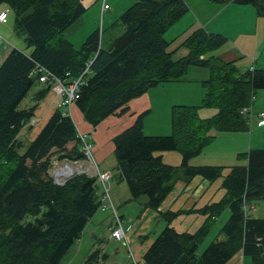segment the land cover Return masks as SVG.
<instances>
[{
    "label": "trees",
    "instance_id": "1",
    "mask_svg": "<svg viewBox=\"0 0 264 264\" xmlns=\"http://www.w3.org/2000/svg\"><path fill=\"white\" fill-rule=\"evenodd\" d=\"M82 1L0 0L14 13L13 31L22 34L32 48L26 53L10 47L0 57V264H60L100 208L103 190H99L97 175L76 174L64 184L54 183L49 175L52 158L80 159L83 155L69 110L56 107L36 129L31 124L36 105L19 108L35 83H40L37 66L64 79L66 72L72 77L80 75L90 59L74 102L93 127L111 114L126 112L128 102L150 88L180 80L191 65L209 70V77L201 81L205 93L200 104L173 106L171 134H145L144 118L150 113L146 109L112 138L119 179L126 183L131 199L145 196L143 208L155 211L165 222L140 260L145 264H225L241 250L253 264H264V218L248 212V204L252 208L264 199V149L248 150L246 163L233 165L224 175L223 166L190 165L191 158L214 138L211 131L248 129L251 112H242V108H251L255 90L264 88V69L241 72L233 61L213 54L206 57L225 38L203 26L175 49H168L165 33L188 11L185 0H134L118 16L121 31L108 47L102 46L97 29L75 49L64 31L85 12ZM213 1L250 4L258 16L264 15V0ZM182 46L186 54L174 58L175 50ZM48 90L47 85L35 98ZM200 107L216 108V112L202 118ZM22 131L31 134L27 143L20 136ZM172 150L181 154L178 166L156 154ZM180 169L183 173L177 175ZM180 176L187 182L200 177L210 184L221 178L224 194L217 200H198L187 209L160 211ZM226 209L228 219L199 252ZM190 214L201 215V224L193 232L177 230L174 219ZM100 258L105 259L106 254L97 248L88 254L85 264Z\"/></svg>",
    "mask_w": 264,
    "mask_h": 264
},
{
    "label": "rangeland",
    "instance_id": "2",
    "mask_svg": "<svg viewBox=\"0 0 264 264\" xmlns=\"http://www.w3.org/2000/svg\"><path fill=\"white\" fill-rule=\"evenodd\" d=\"M134 0H118L112 3V0L106 1L111 4V9L104 12L101 16L100 8H98L99 1L90 3L85 12L64 31V37L72 43L75 49H79L84 43L88 35L99 29L101 33V43L103 47H108L111 38L119 33V24L116 20L119 8L126 9ZM189 9L184 13L174 24H172L166 34V39L169 40L168 49L175 48L177 44L181 43L186 36L189 35L196 28L204 25L205 18H216L220 20L222 17H217L222 13L223 18L230 17V21L226 27L222 26L223 32H215L221 34L225 38V42L218 48L225 47V44L230 41L229 36H232L237 44L242 48L243 54L240 55L242 61L235 63L237 68L243 72L250 69L255 60L258 69H264V15L258 16L254 10V6L247 4L253 12L250 17L242 16L241 22H234L236 19L234 14L228 13L223 6L217 5L213 0H185ZM126 2V3H125ZM109 4V5H110ZM117 4V5H116ZM124 6V7H123ZM104 17V19H102ZM14 13L9 10L7 22H0V32L5 33L6 37L2 36L10 45L28 53L32 48L28 47L24 36L13 31ZM215 21V20H214ZM242 25V22H244ZM230 34V35H228ZM217 48V49H218ZM3 49V44L0 50ZM216 49V50H217ZM215 50V51H216ZM4 54V49L2 50ZM215 51L206 53V57L215 56ZM186 54L185 47H179L174 52V58L178 59ZM209 77V70L204 67L189 66L186 73L180 80L161 83L157 87H152L140 96L131 99L128 102V110L122 114H111L101 120L96 127H93L88 122L75 105L72 103L70 115L76 125L78 135L83 137L81 150L82 157L80 159L69 158H52L50 169H53L55 163L63 160L82 162L78 168L84 170L83 174L87 176L99 175L98 172H111V177L108 186V198L112 200L116 210L122 215L123 227L126 237L131 245V249L137 259L141 258L142 253L148 246L152 237H155L162 230L161 224L164 226L165 222L160 219L158 214L152 210L143 208V203L146 201L145 196H141L137 200H132L128 187L123 180L119 179L116 160L113 154V136L119 131L129 126L134 121L135 116L143 110L149 109L151 112L144 118V133L148 135H169L172 133V110L175 105H199L204 96L205 90L201 85V81ZM46 85V84H45ZM44 85L35 83L29 94L20 103L19 108H27L36 105V109L46 98V95L40 99H36V93L43 89ZM187 92L189 95H186ZM53 94V95H52ZM51 96L53 102L58 101V96L52 92ZM54 96V97H53ZM47 100V99H46ZM252 116L249 119L248 129L243 132H215L211 131L214 136L212 141L204 147L202 152L195 155L190 160V165H219L223 166L222 175L230 171L233 165H240L246 163L244 153L250 149H264V120H262L258 113L264 111V88L255 90L254 98L252 99ZM56 108V105H55ZM47 110L44 114H37L31 119L35 128L37 129L44 124L47 118ZM216 112V108L200 107L198 110L199 116L202 118L209 117ZM22 139L27 143L30 139V132L22 133ZM85 144L89 145V152L86 151ZM98 151L101 159L97 161ZM161 154L164 162L178 166L181 161V154L177 150L156 152ZM89 161V165L85 162ZM91 164L94 166L91 167ZM99 171L96 170V166ZM78 173V174H80ZM183 173L178 170L177 175ZM77 174V175H78ZM99 178V177H98ZM206 181V180H204ZM99 182V183H98ZM221 178L212 182H200L199 188L206 190L201 194L198 200L201 203L206 200H217L224 194V189L220 186ZM100 192L102 191V182L97 181ZM108 198L102 202L108 201ZM197 200V201H198ZM248 204V212L253 217L264 218V199L257 200L254 206L250 208ZM101 210V211H100ZM102 209L96 212L94 218L107 216V213L112 216L113 210ZM216 225L212 227V231L204 239L199 246L198 251L201 252L204 247L215 237L216 229L223 224L229 216V210H225ZM202 217L197 214L191 216L182 215L174 219V226L177 230L193 232L200 223L198 218ZM32 219L27 217V220ZM90 220V219H89ZM145 225V228H143ZM163 228V227H162ZM214 232V233H213ZM138 234L148 235L147 238L138 237ZM100 248L101 254L105 253L106 258H100L96 263L95 260L87 264H129L127 247L121 242L110 237V230L108 233L105 219H98L97 221H88L85 230L80 237L74 242L69 252L63 257L60 264H85L88 259V254L91 251ZM243 264H253L249 256H244Z\"/></svg>",
    "mask_w": 264,
    "mask_h": 264
},
{
    "label": "crops",
    "instance_id": "3",
    "mask_svg": "<svg viewBox=\"0 0 264 264\" xmlns=\"http://www.w3.org/2000/svg\"><path fill=\"white\" fill-rule=\"evenodd\" d=\"M93 1H99V5H98V8H100V11H101V16L104 14V12H106L107 10H110L111 9V4L109 5V8L106 9V10H102V0H83V5L85 8H87V6L92 3ZM108 1V0H106ZM118 0H112V3L114 2H117ZM126 3V2H125ZM217 5L219 6H223L225 8V10H228V13H231V14H234L236 16V19L233 20L234 22H238L240 23L241 20L240 18L242 16H248L250 17L251 14L253 15V12L249 7V5H239V4H235L233 2H228V3H224V4H220V3H216ZM117 5V4H116ZM7 6L6 5H3V4H0V11L5 9ZM124 7V6H123ZM9 9V8H8ZM125 9H123L122 7L119 8L117 10L118 14L116 16V20L118 18V16L124 11ZM255 10V9H254ZM9 13V11H8ZM255 13V12H254ZM223 14L222 13H219L217 17H222L220 20H216V18H213L214 16H212L211 18H205V27L211 31L212 33H215V32H224V30H222V26L223 27H226V25H228L229 21H230V17L229 16H226L223 18L222 16ZM7 18H8V14H7ZM104 19V17L102 18ZM215 20V21H214ZM7 22V20H6ZM245 21L242 22V25H244ZM204 27V25H202ZM2 31V30H0ZM121 31V27H119V32ZM167 32V31H166ZM166 34V33H165ZM0 35L6 37L5 33L3 32H0ZM230 35V34H228ZM114 39V36L111 38V41L110 43L113 41ZM229 39L230 41H228L226 44H225V47L223 48H218L216 51H215V56L223 61H226V62H229V61H235L237 64L239 62L242 61L241 59V56L243 54V51H242V48L237 44V42L234 40V38L232 36H229ZM178 45V44H177ZM176 45V47H177ZM10 47H13L12 45H9V42L7 45H4L3 43V49L4 52H8L9 48ZM175 47V48H176ZM175 48H172L171 50L175 49ZM29 52V51H28ZM3 51L1 50V53H0V57L2 55ZM253 68H257L256 67V64H255V60L253 62V65H252ZM258 69V68H257ZM42 84V83H41ZM44 85V88H47V85L43 84ZM160 85V84H158ZM157 85V86H158ZM156 86V87H157ZM43 88V89H44ZM42 90V89H41ZM40 91V90H39ZM52 91L48 90L44 95H46V98L44 99V101L41 102L40 104V107L38 109H36V115L37 114H44V112L47 110L48 108V111H47V115L49 116L50 113L55 109V102H53V99H52ZM53 95V94H52ZM186 95H189V93L187 92ZM54 97V96H53ZM47 99V100H46ZM151 112V111H150ZM47 116V117H48ZM47 119V118H46ZM133 122V121H132ZM26 131H22L20 133V136H22V133H24ZM33 133V132H32ZM31 135V134H30ZM96 154H97V161L101 159V156L99 155L98 151H95ZM94 166L93 164H91V167ZM96 166V165H95ZM93 168V167H92ZM99 168V167H98ZM96 166V170L99 171ZM200 182H205L207 183L208 181H204V179L200 178V177H194L192 178L190 181H186L185 178H182L181 176L177 178L175 184H174V187L173 189L171 190V192H169V194L166 196V198L163 200V202L161 203V205L159 206V210L160 211H165L167 210L168 208H190L191 206L194 205L195 202H197V200L199 199V197L201 196V194L207 189L205 190H201L199 188V185H200ZM207 191V190H206ZM101 211V210H100ZM226 213L225 211L222 213V215ZM96 214V213H95ZM95 214L90 218L91 221H97L98 219H105V223H106V227H107V230H108V233H109V225L112 221V216H110L109 213H107V216L104 214V217H98V218H94ZM192 214L188 215V216H191ZM221 215V216H222ZM201 216V215H200ZM220 216V217H221ZM220 217L218 218L217 222L219 221ZM229 217V216H228ZM228 219V218H227ZM226 219V220H227ZM89 220V221H90ZM198 223L201 224L202 220H203V217H199L198 219ZM224 220V222L226 221ZM174 222V221H173ZM217 222L215 223V225L217 224ZM223 222V223H224ZM88 224V223H87ZM199 224V225H200ZM165 225V224H164ZM223 225V224H222ZM220 225L218 227V229H216L215 233L217 235V232L218 230L220 229V227L222 226ZM87 226V225H86ZM164 227L162 224H161V228ZM86 228V227H85ZM145 228V225L144 227ZM85 230V229H84ZM83 230V231H84ZM212 231V230H211ZM214 233V232H213ZM215 235V236H216ZM141 234H138V237H140ZM208 236V235H207ZM156 237V236H155ZM155 237H152V239L150 240H153ZM215 238V237H214ZM213 238V239H214ZM212 239V240H213ZM207 246V245H206ZM205 246V247H206ZM204 247V248H205ZM244 255L242 253L241 250H239L238 252H236L225 264H243L244 262Z\"/></svg>",
    "mask_w": 264,
    "mask_h": 264
},
{
    "label": "built area",
    "instance_id": "4",
    "mask_svg": "<svg viewBox=\"0 0 264 264\" xmlns=\"http://www.w3.org/2000/svg\"><path fill=\"white\" fill-rule=\"evenodd\" d=\"M102 10H106L109 8L108 3H106V0H102ZM8 7L0 11V22L5 23L7 20V14H8ZM4 43V45H7L8 42L0 35V46ZM10 45V44H9ZM1 53V50H0ZM93 59H90L88 63H86V67L84 70L80 73V75L72 77L68 72H66V78L61 79L54 74L47 71L42 66H37V72H39V81L42 84H46L49 86V89L58 96V101L56 102V107H62L65 111L70 112L71 109V103L74 98L79 97V91H78V85L83 84L85 82V73L88 72L89 66L91 64ZM251 67L250 69H252ZM247 110H250V119L252 114V110L249 107H243L242 112H246ZM258 116L264 120V111H261L258 113ZM33 124V122H32ZM80 139L83 141V137L81 134L79 135ZM86 151L89 152V145L85 144ZM99 179L102 182V190L103 195L100 198L101 204L100 208L102 209H111L113 210L112 213V223L109 225L110 230V237L121 241L128 250V257H129V264H145V262L141 261L140 259H137L134 255L133 250L131 249V245L126 237L125 230L123 227V220L119 217L117 210L112 202L111 199L108 198V186H109V180L111 177V172H107L106 174L104 172H98ZM108 198V201L102 202V200H105ZM110 210V211H111Z\"/></svg>",
    "mask_w": 264,
    "mask_h": 264
},
{
    "label": "water",
    "instance_id": "5",
    "mask_svg": "<svg viewBox=\"0 0 264 264\" xmlns=\"http://www.w3.org/2000/svg\"><path fill=\"white\" fill-rule=\"evenodd\" d=\"M84 161L77 160V161H71V160H63L58 161L55 163V166L53 169H49V175L53 178V182L57 184H64L67 180H69L74 175L83 172L82 170L78 169V166ZM85 162L88 164V160H85ZM261 249L262 246H260Z\"/></svg>",
    "mask_w": 264,
    "mask_h": 264
},
{
    "label": "bare ground",
    "instance_id": "6",
    "mask_svg": "<svg viewBox=\"0 0 264 264\" xmlns=\"http://www.w3.org/2000/svg\"><path fill=\"white\" fill-rule=\"evenodd\" d=\"M80 85H82V84H79V85H78V91H79V89H80ZM76 99H78V97H77V98H74L73 101H72V103H73ZM72 103H71V107H72ZM70 111H71V109H70ZM69 113H70V112H69ZM89 164H90V163L88 162L87 165H89ZM78 169H79V168H78ZM79 170H81V168H80ZM82 171H84V170H82Z\"/></svg>",
    "mask_w": 264,
    "mask_h": 264
}]
</instances>
